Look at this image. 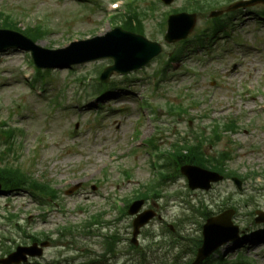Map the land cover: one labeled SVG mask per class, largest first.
Instances as JSON below:
<instances>
[{"label":"rangeland","instance_id":"rangeland-1","mask_svg":"<svg viewBox=\"0 0 264 264\" xmlns=\"http://www.w3.org/2000/svg\"><path fill=\"white\" fill-rule=\"evenodd\" d=\"M57 1L0 0V10L20 14L19 21L22 28H25L26 24L36 22L35 14L49 12L51 21H48L45 26L51 29L49 35L39 43L42 48L58 49L68 45L70 40L91 38L93 34L102 35L112 28L111 24L104 19L102 11L97 13L98 10H92L90 13L87 9L79 10L89 4L88 1L77 0L78 3L75 4L74 0H68L71 5L66 0ZM153 1L157 2V0ZM150 2L151 0L147 3L142 1L139 7L144 9L151 7L148 4ZM185 3L186 0H175L171 6L163 7L168 12L180 7L182 9ZM157 5L163 4L158 2ZM28 10L30 14L26 17L25 13ZM249 10L237 11L236 15L230 14L225 17L229 19L228 21L223 20L228 26L229 38L227 36L225 39L230 43L228 48L222 50L225 43L220 40L213 43L214 55H211L207 48L194 49L183 57L181 62L172 65L176 73L167 82L161 83L160 86L164 87H160V96H151L149 100L158 107L156 120L163 133L157 138V145L163 149L169 147L166 143L175 139L177 133L184 137L189 133L190 128L199 129L201 124L207 127L213 120H238L239 130L236 135L225 137L217 151L232 152L233 161L230 167L245 178L253 172L261 175L264 169V22L255 15L256 11L261 12L263 8L256 6ZM74 11L83 16L78 23L81 26V32L77 35L75 33L79 31L78 28L68 25L69 21V24H73L71 20L75 19ZM209 12L204 11L198 14L196 29L189 39L192 40L194 36L213 25ZM88 14L90 19L86 16ZM92 17H95L94 20L91 19ZM143 21L148 38L158 41L164 48L169 47L165 48L169 53L179 48L180 43L168 45L164 42V36L158 27L160 16L157 13L154 18L147 17ZM24 60L26 57L20 50L0 53V120L12 116L13 121L9 118L8 123L12 127L22 126L25 134L23 137L17 134L18 145L15 148L20 147V151L16 153L18 159L13 153H6L4 157L10 161L9 163L34 174L36 179L49 182L60 192V195L59 199L54 201L55 205L52 202L51 207L45 210H43L44 207H40L39 199L26 192L0 196V216H9L12 213L20 216V224L23 228V231L14 228V223L0 226V256L8 250L6 248L14 249L18 244L26 241L21 238L24 231L33 235L53 234L57 231V227L75 226V224L84 223V220H88L90 216L102 212L106 214L104 220L113 223L115 218L121 216V213L112 209L114 205L111 199H119L116 205L122 207L123 200L130 191L156 179L152 172V156L147 150L137 151L134 141L130 139L134 123L140 115L137 103L141 101V94L151 92L147 79L154 71L155 64L146 69L145 74L137 73L132 85L130 80L125 82L124 85L128 87H124V90L127 91H119L116 96L108 98L112 101L104 105V115L101 117V124H98L96 120H93L94 115H97V108L83 110V112L61 113V110H57L53 118H46L45 114L48 112L46 101L35 98L38 96L37 93L31 86H27L21 75H18V67ZM235 60H239L240 63L238 62L237 69L232 71L233 64L237 63ZM106 61L111 62L100 60L86 63L74 67L73 71L53 70L54 75L47 86V94L51 91L55 94L61 86L67 84L68 80H70L68 83L70 91L74 90V77L87 75L90 72L96 73L97 65L100 67L109 63ZM117 77L120 76L114 75V78ZM257 91L259 95H255ZM16 101L24 102L27 107L29 106L25 116H17L11 112L15 110ZM181 102L186 107L196 104V108L183 119L176 120V125H173L167 117L168 112L164 106ZM40 113H44L46 119ZM143 114L145 116L144 112ZM203 114L208 115V119H203L201 117ZM153 122L151 119L143 120L142 136L149 138L159 135L154 131ZM77 124H79L78 129H76ZM40 140L42 141L39 145ZM5 148L3 131L0 130V151ZM32 155H35V158H31ZM126 171L131 173L130 180L125 177ZM65 182H69V185ZM256 182L250 179L242 183L241 190H238L232 180H225L213 186V189L208 192L191 191L190 193L187 181L184 178H178L166 188L164 193L166 197L159 199L163 222L156 221L144 232L141 238L143 249L146 250L149 245L146 239L147 233L153 232L160 236L161 233L168 234L167 227L177 230L176 226L188 214H191L192 207L198 208L201 204L204 205L203 211L209 214H222L227 211L226 208H234L233 220L235 224L241 226L249 240L257 234L264 233V224H255L257 227L251 224V221L256 218V211H264L263 184ZM78 184H82L81 190L67 196L66 192ZM95 185L98 189L93 191ZM177 192L182 193V196ZM248 196H253L251 202L247 201ZM63 208H69L66 214L65 211L61 212ZM5 209H7L6 214ZM203 223V219L199 216L194 223L184 224L183 236L190 238L189 243L195 241L201 234ZM129 224L130 219L125 216L121 223L114 224L113 229L121 230V233L126 235L130 231ZM109 232L112 233V231ZM56 237L55 232L53 238L56 239ZM160 238L163 239L164 235ZM13 239H16L14 243ZM84 239L68 238L63 240V243L54 245L47 251L42 264H57L61 251L67 252L65 259L68 260L76 258L83 248L91 251L95 256L103 252L102 239ZM243 239L241 238L235 245L231 244L222 248L221 254L234 260L238 254L236 248L247 241ZM163 242L167 243L165 240ZM260 243L261 245L256 249L248 248L243 253L258 264H264L263 242L254 244ZM190 245L186 247V260L191 258ZM165 253L158 249V244L154 242L146 259L151 263L165 264ZM168 254L171 258L175 252ZM80 260H84V257L77 259L78 264ZM139 261L136 258L137 264ZM77 262L73 260V264ZM181 262L184 263L185 260Z\"/></svg>","mask_w":264,"mask_h":264},{"label":"water","instance_id":"water-1","mask_svg":"<svg viewBox=\"0 0 264 264\" xmlns=\"http://www.w3.org/2000/svg\"><path fill=\"white\" fill-rule=\"evenodd\" d=\"M259 1L264 2V0H254L253 3L259 2ZM239 6H241V5H239ZM179 18H186V16H181V17L179 16ZM179 18L177 17L176 19H179ZM176 19H174L175 23H174L173 28L176 25ZM194 24H195L194 16L193 17H189L188 20H187V23L185 25V28H184V30L181 33V37H186L188 35V33H190L191 30L193 29ZM98 41L99 40H97L95 42H98ZM95 42H92V43H95ZM23 43H26V42H23ZM88 43L89 42L82 43L81 45H75L70 51H68L66 53L70 54L78 47H81L82 49H85L88 46ZM144 46L148 47L146 45H144ZM76 59L77 60L72 59V56H66L60 62L73 63V62L80 61V59H78L77 57H76ZM38 64L40 65L39 61H38ZM189 177H190V183H191L192 187H202V188L208 187V185L211 182H216V181H219L221 179L220 177H218L215 174L207 173V172L201 171L199 169H194V168L190 169ZM203 177L206 178L205 183H201L199 181V179L203 178ZM136 210H137V207L132 208L131 213H135ZM228 224H229V222H228ZM217 227H218V225L217 224H213L212 222H210L208 224V226H206V229H205V244H204V247L199 252L197 262H200L203 259H205L208 255H210L220 245H222L223 243L227 242V240L229 239L225 235H221L222 232H220L219 234L218 233H214L213 229L215 230ZM15 257H17V256H15ZM19 261H20L19 259L15 258L13 260L6 261V263L11 264L12 262H19Z\"/></svg>","mask_w":264,"mask_h":264},{"label":"trees","instance_id":"trees-1","mask_svg":"<svg viewBox=\"0 0 264 264\" xmlns=\"http://www.w3.org/2000/svg\"><path fill=\"white\" fill-rule=\"evenodd\" d=\"M4 22V25L2 27H9L10 26V19L6 18V19H2V15L0 16V24ZM1 26V25H0ZM175 156L176 159L179 158V156H181V148L177 149L175 148ZM201 151V146L200 148H189L188 152L189 154H194V156H190V155H184V158H186V160L183 158V160H177L178 163L181 162H188V163H196L197 165L200 166H206L208 164V166L206 167H210L211 169L217 171V172H223L224 171V164L221 162L216 161L215 163H212L211 161L207 160L205 157L202 156ZM197 153V154H196ZM0 177L2 179V182L4 183L5 187L11 191H15L20 189L22 186H25L27 184L34 186V188H41L43 189V191H41L44 194H49V187L47 185L38 183L37 181H35L34 179H30L26 176V174L20 170H16V171H5V170H0ZM153 187H150L149 191H152ZM144 193L140 194V197H143Z\"/></svg>","mask_w":264,"mask_h":264}]
</instances>
